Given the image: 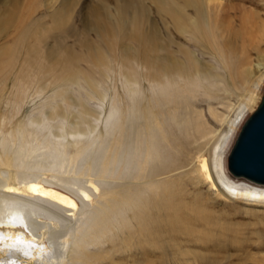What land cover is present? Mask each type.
<instances>
[{
	"label": "rangeland",
	"instance_id": "obj_1",
	"mask_svg": "<svg viewBox=\"0 0 264 264\" xmlns=\"http://www.w3.org/2000/svg\"><path fill=\"white\" fill-rule=\"evenodd\" d=\"M210 1L211 5L219 4L220 7L216 14L209 15L205 37H183L171 26L169 28L174 40L190 51L203 67L201 69L216 77L214 80L188 81L174 74L171 81L164 82L161 88L150 87L139 76L142 72L133 63L135 76L142 81L143 95L131 97L121 82L115 63L112 72H107L109 78H114L110 81L104 75L91 72L84 63L79 65L99 85L101 92L115 94L120 114L112 120H101L102 114L98 119L91 116L87 122L88 127L95 125L94 132L100 133L98 141L104 142L101 147L94 143L90 145L93 151L91 157L97 158L93 161L97 170L94 169L101 177L113 179L98 185L100 191L96 194L114 188L117 191L121 188L119 191L123 192V200L117 201V205L111 208L112 223L107 225L111 229L106 240L88 248L98 254L97 260L89 264H263L259 262V255L264 254V208L245 206L225 196L214 172L215 187H210L207 181L199 182L194 172L204 156L212 166L214 149L222 136L230 131L231 123L246 100L245 114L252 111L260 99L258 95L264 83V0ZM32 2L30 13L33 11V16L36 14L37 18H41L34 33L15 29L9 24L0 29V159L9 165L13 153L6 145L8 141L30 147L40 143L42 150L37 151L39 154L44 152L47 138L52 146L63 148L69 159L82 156L79 152L83 147L82 141L72 140L68 133L65 139L52 137L43 126L38 128L29 122V118L39 116L40 111H57L75 122L76 106L81 100L90 109L101 110L98 101L88 100L83 87L72 86L68 91L63 90L71 102L69 107L56 97L62 88L54 89L50 80L44 82L39 70L25 73L27 68H31L26 63L29 50L43 52L45 45H53L51 38L57 35L56 29H52L53 7L51 9L47 5V0ZM146 4L150 5V1ZM179 4L183 6V0H179ZM87 5L89 0H79L71 15L58 19L78 25ZM53 6L56 7V2ZM185 12L193 18L197 17L193 7H188ZM150 19L165 37L166 32L153 12ZM38 36L45 39V44L40 43ZM90 38H93L92 34ZM74 40L68 38L67 44L79 53L81 50L75 47ZM231 40L235 43L228 46ZM231 50L237 51L240 61L245 60L246 68L253 72L245 82L220 60L222 55L234 61ZM260 63L263 65L258 69ZM41 89L43 92L40 93ZM69 115L72 117L69 118ZM139 117L137 144L132 149L129 144H120L119 136L124 131L130 133L132 119L138 121ZM198 122H202L212 133L202 137L195 129ZM51 128L53 133H57L56 127ZM65 140L67 142L62 143ZM91 163V160H85L81 171L90 175L88 169ZM155 167L160 174L168 177L166 180L159 177L152 185L149 179ZM10 169L26 171L25 166L17 169L9 166ZM1 192L13 191L9 187ZM152 192L160 195L154 198ZM85 202L92 211L99 206V201L86 199ZM91 219L93 214L89 212L87 220ZM83 225L84 222L79 227ZM59 231L63 229L58 228ZM202 241L219 244L226 250L204 248Z\"/></svg>",
	"mask_w": 264,
	"mask_h": 264
},
{
	"label": "bare ground",
	"instance_id": "obj_2",
	"mask_svg": "<svg viewBox=\"0 0 264 264\" xmlns=\"http://www.w3.org/2000/svg\"><path fill=\"white\" fill-rule=\"evenodd\" d=\"M78 1L47 0V5L51 6V9L53 7L52 29H56L57 35L51 38L53 45L51 47L45 45L46 49L43 52L29 50L26 63L31 68H27L25 73L39 70L44 82L50 80L53 83L50 86L54 89L62 88L55 96L65 101L69 107L71 102L63 90L68 91L72 86H77L78 89L83 87V90L86 89L85 94L88 100L98 101L101 110H92L81 100L76 106L75 122L68 120V115L57 111L52 113L40 111L39 116L29 118L31 124L38 128L43 126L49 130L52 137L58 136L65 139L68 133L72 140L82 141L80 158L69 159L63 148L52 146L47 138H45V150L39 154L37 151L42 150L40 143L30 147L24 143L7 142L6 145L12 151L13 157L10 165L0 159V264L93 263L97 260L98 254L91 252L88 248L106 240L107 233L111 229L107 225L112 223L111 208L117 205V201L123 200V192L119 191L121 188H118V191L114 188L103 194H96L100 191L98 185L113 179L101 177L98 174L99 171L98 173L96 171L97 166H94L93 162L96 157H91L93 151L90 145L94 143L101 147L104 142L98 141L100 133L94 132L95 125L92 128L88 127L87 122L91 116L98 119L102 114L101 120L102 118L112 120L114 117L118 118L120 114L116 106L115 94L101 92L98 89L99 85L97 86V83L90 78L89 73L79 66L81 63L87 65L91 72L104 75L109 81L114 78H109L107 72H112L113 63H115L121 82L131 97L143 95L142 81L136 78V72L131 66L133 63L135 68L142 72L139 76L150 87L155 85L161 88L164 82L171 81V76L174 74L188 81L216 79L215 76L201 69L202 66L200 67L194 55L174 40L169 27L171 26L183 37L188 35L196 39L203 38L204 32L209 27V15L217 13L219 4L211 5L210 0H183V6L179 4V0H149L150 5L146 4L148 0H89L86 11H83L84 14L79 13L81 16L78 25H71L67 19L65 23L58 19L71 15ZM55 2L56 7L53 6ZM30 3H33L32 0L31 2L0 0V29L9 24L15 29L20 28L19 30L28 31V33L35 31L41 18H37L35 13L33 16V11L30 13L32 9H30ZM188 7L195 9L196 18L186 14L185 9ZM151 12L160 20L162 29L166 32L165 37L161 35L158 25L151 21ZM165 19L169 21L166 22ZM77 31L79 33H76ZM35 34L38 35V33ZM90 34L93 38H90ZM38 37L40 43L46 42L45 39ZM68 38L75 39V47L81 52H76L67 44ZM232 43H235L234 40H231L228 46ZM230 55L235 57L234 61L230 57L220 55L221 62L245 82L250 75H253V72L246 68L245 60L240 61L237 51L231 50ZM262 65L263 63H260L257 68L260 69ZM261 88L263 91V82ZM42 90L40 93L43 92ZM261 95L262 92L258 97L261 98ZM106 100L107 103H105ZM247 103L246 100V104L240 107L231 123L230 131L222 136L214 149L212 166L204 156L200 158L199 168L194 173L199 182L207 181L210 187H215L212 175L214 172L225 196L245 206L264 208V183L253 181L242 175H234L226 166L231 143L235 140L242 123L256 107L245 114L244 109ZM68 112L72 113V111ZM57 117H59L58 120L53 123ZM70 117L72 116L69 115ZM140 119L141 117L138 121L132 119L130 133L124 131L119 136L120 144H129L131 149L137 144L136 138L139 136L136 130ZM53 126L56 130L58 129L57 133L51 131ZM65 128L68 130L66 131ZM195 129L202 137L212 133L202 122H198ZM64 142L67 141L62 143ZM103 150L108 152L107 149ZM101 153L103 155V152ZM85 160L92 161L88 169L90 175L81 171ZM9 166L14 169L25 166L26 171L8 170ZM153 169L149 184L153 185L159 177L167 179L168 176L160 174L156 167ZM9 187L13 192H1ZM216 187L218 189V186ZM159 195L160 193L152 192L154 198ZM162 197L165 196L162 194ZM86 199L91 202L99 201V206L92 211L85 202ZM101 201L102 204H100ZM89 212L93 214L91 220H87ZM82 222L84 225L79 227ZM58 228L63 231L58 233ZM201 245L207 249L215 248L216 251L226 250L213 242L202 241ZM259 262L264 264L263 253L259 255Z\"/></svg>",
	"mask_w": 264,
	"mask_h": 264
},
{
	"label": "water",
	"instance_id": "obj_3",
	"mask_svg": "<svg viewBox=\"0 0 264 264\" xmlns=\"http://www.w3.org/2000/svg\"><path fill=\"white\" fill-rule=\"evenodd\" d=\"M226 166L234 175L264 183V88L256 108L236 135L227 154Z\"/></svg>",
	"mask_w": 264,
	"mask_h": 264
}]
</instances>
